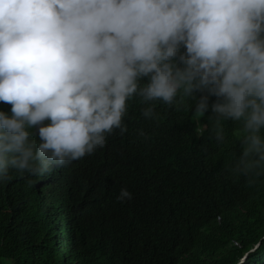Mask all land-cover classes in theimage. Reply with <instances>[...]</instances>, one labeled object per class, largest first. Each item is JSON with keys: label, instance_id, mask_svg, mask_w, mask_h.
Wrapping results in <instances>:
<instances>
[{"label": "clouds", "instance_id": "1", "mask_svg": "<svg viewBox=\"0 0 264 264\" xmlns=\"http://www.w3.org/2000/svg\"><path fill=\"white\" fill-rule=\"evenodd\" d=\"M134 98L147 120L157 101L195 100L217 145L223 122L238 124L231 171L254 184L264 176V0H0V102L10 105L0 182L103 148L127 132Z\"/></svg>", "mask_w": 264, "mask_h": 264}, {"label": "trees", "instance_id": "2", "mask_svg": "<svg viewBox=\"0 0 264 264\" xmlns=\"http://www.w3.org/2000/svg\"><path fill=\"white\" fill-rule=\"evenodd\" d=\"M141 107L130 100L127 132L94 153L0 182V264H264V176L230 167L239 125L224 121L217 145L195 100L157 101L154 120Z\"/></svg>", "mask_w": 264, "mask_h": 264}]
</instances>
